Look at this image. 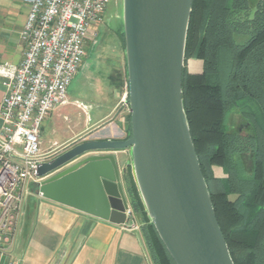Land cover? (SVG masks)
Instances as JSON below:
<instances>
[{"label":"water","instance_id":"1","mask_svg":"<svg viewBox=\"0 0 264 264\" xmlns=\"http://www.w3.org/2000/svg\"><path fill=\"white\" fill-rule=\"evenodd\" d=\"M193 0H123L131 136L91 138L37 169V193L116 224L132 206L118 151L177 264H235L217 219L183 101ZM94 153V154H91Z\"/></svg>","mask_w":264,"mask_h":264},{"label":"trees","instance_id":"2","mask_svg":"<svg viewBox=\"0 0 264 264\" xmlns=\"http://www.w3.org/2000/svg\"><path fill=\"white\" fill-rule=\"evenodd\" d=\"M122 36L125 48L124 30ZM189 58L202 60V69L187 70ZM183 101L234 263L264 264V0H193ZM233 115L248 123L245 135L228 127ZM129 120L128 137L131 112ZM124 180L154 264H177L151 221L131 165Z\"/></svg>","mask_w":264,"mask_h":264},{"label":"crops","instance_id":"3","mask_svg":"<svg viewBox=\"0 0 264 264\" xmlns=\"http://www.w3.org/2000/svg\"><path fill=\"white\" fill-rule=\"evenodd\" d=\"M29 9L23 0H0V62L19 64L23 59L27 44L21 32ZM102 57L97 65L86 64L84 58L71 84L86 75L94 77L99 101L106 102L107 108L93 117L88 112L93 101L81 99L82 91L77 93L73 86L68 88V101L57 105L41 125L45 161L91 138L128 137L130 106L123 101L129 90L126 63L121 58L116 64L108 63ZM194 61L200 71L202 60ZM4 92L0 78V109ZM117 155L123 173L131 159L130 149ZM218 168L222 171L218 176H224L218 166L213 167L215 174ZM28 188L14 247L10 254L0 251V264H154L141 228L126 230L121 224L45 198L36 192L38 182H29Z\"/></svg>","mask_w":264,"mask_h":264},{"label":"built area","instance_id":"4","mask_svg":"<svg viewBox=\"0 0 264 264\" xmlns=\"http://www.w3.org/2000/svg\"><path fill=\"white\" fill-rule=\"evenodd\" d=\"M29 13L21 32L27 47L19 64L0 62L4 87L0 109V251L15 243L28 183L41 182L37 169L40 129L57 106L68 101V88L95 42L111 0H23ZM128 103V93L123 97ZM129 104V103H128ZM126 230L140 228L132 206ZM9 264H14L10 262Z\"/></svg>","mask_w":264,"mask_h":264},{"label":"rangeland","instance_id":"5","mask_svg":"<svg viewBox=\"0 0 264 264\" xmlns=\"http://www.w3.org/2000/svg\"><path fill=\"white\" fill-rule=\"evenodd\" d=\"M99 33L98 37L95 39L100 41L98 43L89 42L87 45V55L85 56L86 64H99V58L103 56L104 59H109L108 63L120 62L117 58H121L122 64L126 63V54L123 42V0H111L108 5L106 12L104 13V18L100 24L97 26ZM103 50V51H101ZM103 55H100V53ZM108 52V53H105ZM105 54V55H104ZM117 54L119 57H117ZM194 58H189L186 61V68L189 71L195 72L199 71V65L195 64ZM106 63V62H105ZM98 83L94 77L85 76V79H80L74 84H71L69 88L74 87L75 91L79 93L82 91L83 97L81 99L85 101H93L94 106L90 108L88 112L95 117V115L100 114L104 111L106 107V102L99 101ZM232 126V121L228 122V127ZM216 174H222L220 169H216Z\"/></svg>","mask_w":264,"mask_h":264},{"label":"flooded vegetation","instance_id":"6","mask_svg":"<svg viewBox=\"0 0 264 264\" xmlns=\"http://www.w3.org/2000/svg\"><path fill=\"white\" fill-rule=\"evenodd\" d=\"M232 125H234L235 128H237L238 131H240L242 134H246L248 131V123L244 121L239 115H233L231 116ZM225 176V173H224Z\"/></svg>","mask_w":264,"mask_h":264}]
</instances>
